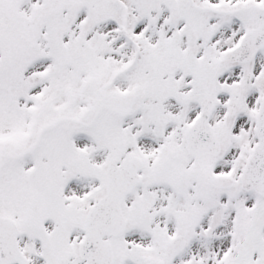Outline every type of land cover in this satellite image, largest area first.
Wrapping results in <instances>:
<instances>
[{"label": "snow or ice", "instance_id": "6c2138e0", "mask_svg": "<svg viewBox=\"0 0 264 264\" xmlns=\"http://www.w3.org/2000/svg\"><path fill=\"white\" fill-rule=\"evenodd\" d=\"M0 264H264V0H0Z\"/></svg>", "mask_w": 264, "mask_h": 264}]
</instances>
